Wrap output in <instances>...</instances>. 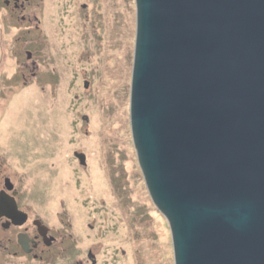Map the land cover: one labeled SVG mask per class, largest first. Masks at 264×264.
<instances>
[{
  "label": "water",
  "instance_id": "obj_1",
  "mask_svg": "<svg viewBox=\"0 0 264 264\" xmlns=\"http://www.w3.org/2000/svg\"><path fill=\"white\" fill-rule=\"evenodd\" d=\"M135 3L132 139L175 264H264V0Z\"/></svg>",
  "mask_w": 264,
  "mask_h": 264
},
{
  "label": "rangeland",
  "instance_id": "obj_2",
  "mask_svg": "<svg viewBox=\"0 0 264 264\" xmlns=\"http://www.w3.org/2000/svg\"><path fill=\"white\" fill-rule=\"evenodd\" d=\"M42 4L36 10L44 25L31 35L39 46L29 47L40 59L38 78L0 102L5 173L25 192L32 217L54 230L72 226L75 257L92 249L98 264H175L169 224L150 197L132 139L135 0ZM5 30L13 49L18 32ZM74 152L87 156L86 167ZM155 218L167 229L166 246Z\"/></svg>",
  "mask_w": 264,
  "mask_h": 264
},
{
  "label": "flooded vegetation",
  "instance_id": "obj_3",
  "mask_svg": "<svg viewBox=\"0 0 264 264\" xmlns=\"http://www.w3.org/2000/svg\"><path fill=\"white\" fill-rule=\"evenodd\" d=\"M42 3L44 0H0V10L6 12L5 18L0 17V102L12 91L28 86V78H38L40 59L29 47L39 46L31 35H39L44 25L36 10L43 6ZM7 26L18 32L13 49L6 34ZM20 78L22 84L17 80ZM0 150V264H55L62 257L67 259L65 264H98V257L92 249L88 251L87 258L75 257L77 241L69 233L74 231L71 225L54 230L39 216L32 217L24 201L25 192L4 171L1 153L4 152L6 159L10 154L1 143ZM73 154L80 166L86 167L87 156L78 152ZM65 159L68 161L69 157ZM54 167L50 168L51 172ZM32 196L30 194L29 198ZM60 205L65 207V200ZM89 228H93L91 224Z\"/></svg>",
  "mask_w": 264,
  "mask_h": 264
},
{
  "label": "bare ground",
  "instance_id": "obj_4",
  "mask_svg": "<svg viewBox=\"0 0 264 264\" xmlns=\"http://www.w3.org/2000/svg\"><path fill=\"white\" fill-rule=\"evenodd\" d=\"M95 131L97 130V127H92ZM97 158V157H96ZM94 170H97L96 167L93 168ZM95 176L94 177H97V182L94 183L95 186L98 184V183H101V175L99 172H94ZM103 187H100V189H102ZM100 189H96V191H99ZM156 220V225L159 226V233H160V243H162L163 246H166L168 244V232H167V229L165 227V225L162 223V220L158 221V218H155ZM165 257H169V251L167 248H164V251L162 253Z\"/></svg>",
  "mask_w": 264,
  "mask_h": 264
}]
</instances>
